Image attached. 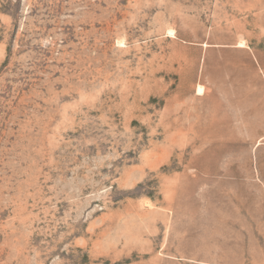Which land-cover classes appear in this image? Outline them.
Wrapping results in <instances>:
<instances>
[{
	"label": "rangeland",
	"instance_id": "rangeland-1",
	"mask_svg": "<svg viewBox=\"0 0 264 264\" xmlns=\"http://www.w3.org/2000/svg\"><path fill=\"white\" fill-rule=\"evenodd\" d=\"M0 264H264V0H0Z\"/></svg>",
	"mask_w": 264,
	"mask_h": 264
},
{
	"label": "bare ground",
	"instance_id": "bare-ground-1",
	"mask_svg": "<svg viewBox=\"0 0 264 264\" xmlns=\"http://www.w3.org/2000/svg\"><path fill=\"white\" fill-rule=\"evenodd\" d=\"M199 89H200V88H199ZM201 89H202V88H201ZM201 89H200V90H201ZM200 90H199V91H200ZM201 91H202V90H201ZM201 93H202V92H201ZM201 93H200V94H201ZM200 94H199V95H200Z\"/></svg>",
	"mask_w": 264,
	"mask_h": 264
}]
</instances>
